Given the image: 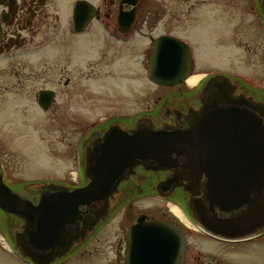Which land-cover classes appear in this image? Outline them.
I'll return each instance as SVG.
<instances>
[{"label": "flooded vegetation", "instance_id": "af4514ba", "mask_svg": "<svg viewBox=\"0 0 264 264\" xmlns=\"http://www.w3.org/2000/svg\"><path fill=\"white\" fill-rule=\"evenodd\" d=\"M78 1H87L96 8V13L81 31H76L74 26V11ZM60 2L61 0H0V67L12 76L0 78V86H5L3 89L5 92L9 91L8 86L11 85L24 86L27 90V98H31L30 86L32 85L64 87L61 90L41 88L34 94V99L37 107L44 112L51 110L61 93L66 98L67 107L72 103L73 108L56 110L55 114L60 127L59 141L71 150L74 164L78 166L75 178L57 181V183L74 190L88 184L89 179L85 173L88 153L93 150L95 142L104 138L113 127L131 130L143 119H150L158 126L169 124L172 127L185 128L193 123L194 112L199 111L204 104L207 83L218 73H205L193 86L185 81L174 87H163L167 90L165 96L162 95L164 97L157 96L153 107L149 105L145 110L141 108L142 54L145 53L146 65L150 68L155 40L162 36L182 40L188 45L192 59L195 49L213 52L230 51L228 50V44L231 43L229 22L232 20H228L226 15L214 14L212 10L204 9L203 7L207 5L206 0H98V4L93 0H73L71 11L67 10L66 13L62 8L57 7L62 6ZM254 2L255 5L251 9L256 8L257 21L261 25V29L258 30L260 41L254 47H257L254 51L263 53L264 6L262 0H254ZM219 5L228 7L230 4L220 3ZM61 21L65 22L64 27L60 25ZM129 21L131 24L127 28ZM218 28L223 31L217 30ZM240 46L250 51L249 45L240 44L237 47L240 48ZM220 75H226L232 80L236 86L234 96L245 95L252 98L253 102L264 105V87L250 86L243 79L229 74L221 73ZM192 76H194L193 71L188 78ZM127 83L134 86L136 91L134 94L127 91V88L129 90ZM110 84L125 85L113 100ZM43 90L54 92L48 109L42 108L39 104V93ZM121 95L130 98L129 109L121 105L122 102L119 99ZM256 104L251 106L247 104L248 106L243 108L253 112L264 124V110L258 108ZM5 105L9 104L5 103L4 107ZM0 172L6 184L15 192L46 193L50 191L26 190L24 187L27 183L23 182L17 186L8 183L4 165L1 162ZM175 175L174 170L155 171L138 165L118 184L110 196L107 216L96 223L102 207L101 203L82 207V217L74 234L83 231L86 228L85 223H88L87 227L91 229L84 238L76 240L72 248L73 255L80 252L86 255L88 246L93 241L100 242L97 236L115 217L133 209V200L136 197L149 196L164 199L167 203H174L184 218L173 211H171L173 216L169 217L166 213L161 217L148 213L139 214L118 240L116 261L119 264H126L128 232L137 223L138 218L145 215L147 219L166 221L181 230L186 237L184 264L199 262V257L191 254L185 229L190 226H187L185 221L198 227L190 210L189 193H197L201 198L205 191L202 185L201 188L190 186L185 179L170 184L164 183ZM218 181L220 185L221 180ZM202 182L204 184L206 179L203 178ZM187 187H190L191 191L186 190ZM34 196L33 199L37 198L36 196L40 197V194H34ZM262 206L264 207L263 203ZM244 209L231 212L217 210V214L221 220L231 221L237 217H243ZM15 220L13 215L0 209V248L6 250V253L16 254L17 252L21 261L32 264L30 259L24 257L15 246ZM94 223L96 224L93 225ZM227 227L238 230L236 225H227ZM196 231L224 244H239L264 236V225L256 237L246 241L215 238L199 229Z\"/></svg>", "mask_w": 264, "mask_h": 264}, {"label": "water", "instance_id": "95a60500", "mask_svg": "<svg viewBox=\"0 0 264 264\" xmlns=\"http://www.w3.org/2000/svg\"><path fill=\"white\" fill-rule=\"evenodd\" d=\"M262 3L264 6V0ZM74 12L75 30L81 31L96 8L78 1ZM149 67L158 86L180 85L193 71L190 49L176 37L162 36L155 40ZM235 91L228 76L216 74L207 83L204 104L194 112L188 127L158 126L150 119L131 130L113 127L89 151L85 167L89 182L82 188L70 190L43 181L24 188L50 191L18 193L0 172V209L16 219V248L33 264H54L72 255L76 240L91 229L85 223L86 228L74 234L81 208L101 203L96 223L107 216L110 196L138 165L155 171L174 170L175 177L165 184L185 179L190 186L202 185L204 195L199 198V194L189 193V205L203 233L236 241L256 237L264 225V124L243 107L257 103L264 110V105L245 95L234 96ZM53 96L52 91H41V107L48 109ZM186 190L191 191L190 187ZM34 194L40 197L33 199ZM243 208L245 215L231 221L221 220L217 214V210ZM227 225H236L238 230ZM185 254L186 237L166 221L142 215L128 232L126 264H184Z\"/></svg>", "mask_w": 264, "mask_h": 264}, {"label": "rangeland", "instance_id": "374dc122", "mask_svg": "<svg viewBox=\"0 0 264 264\" xmlns=\"http://www.w3.org/2000/svg\"><path fill=\"white\" fill-rule=\"evenodd\" d=\"M72 2L73 0H61L62 6L57 7L62 8L66 13L67 10L71 11ZM93 2L98 4V0ZM206 3L204 9L212 10L214 14L226 15L228 20H232L229 22L231 43L228 44V50L230 51L213 52L195 49L193 74L201 76L205 73L229 74L243 79L250 86L263 88L264 50L263 53L254 51L257 50V47H254L260 41L258 30L261 29L257 21L256 8L251 9L255 5L254 0H206ZM220 3L230 5L221 7ZM60 25L64 27L65 22L61 21ZM217 30L223 31L220 28ZM240 44L249 45L250 51L241 46L238 48ZM142 60L141 108L145 110L149 105L153 107L157 96L164 95L167 90L151 81L149 68L145 62V53L142 54ZM1 69L0 67L1 79L12 77ZM127 85L129 86L127 91L134 94L136 92L134 86L128 83ZM8 87L9 91L5 92L3 91L5 86H0V162L4 165L7 182L17 186L21 182L31 184L39 183V181L57 182L75 178L78 166L74 164L71 150L59 141L60 127L55 114L56 110L73 108L72 103L67 107L66 98L61 93L51 110L44 112L37 107L34 99V94L41 88L61 90L64 87L32 85L30 86L31 98H27V90L24 86ZM109 87L113 100L125 85L110 84ZM114 89L116 91H113ZM119 99L124 108L131 107L128 96L121 95ZM4 101L9 105L4 107ZM173 207H176L174 203H167L164 199L149 196L136 197L133 200V209L115 217L97 236L100 242L93 241L88 246L86 255L82 252L77 255L72 254L54 264H119L116 261L118 240L135 221V217L141 213L152 214L155 217H161L165 213L168 217L173 216L171 212ZM185 223L190 226L185 229L191 254L199 257V262L194 264H264V236L244 243L224 244L200 234L193 223L188 221ZM5 251L0 248V264H25L18 257L17 252L15 254ZM91 254L93 256H90ZM97 255L98 258L95 257Z\"/></svg>", "mask_w": 264, "mask_h": 264}, {"label": "bare ground", "instance_id": "6f19581e", "mask_svg": "<svg viewBox=\"0 0 264 264\" xmlns=\"http://www.w3.org/2000/svg\"><path fill=\"white\" fill-rule=\"evenodd\" d=\"M200 78H201V75H194V76L190 77L187 82H188L189 85L193 86V85H195L198 82V80ZM173 212L176 215H178L179 217L182 216L180 210L177 207H173Z\"/></svg>", "mask_w": 264, "mask_h": 264}]
</instances>
